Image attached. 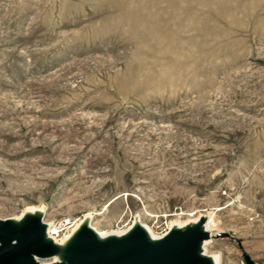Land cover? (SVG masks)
<instances>
[{
    "label": "rangeland",
    "instance_id": "rangeland-1",
    "mask_svg": "<svg viewBox=\"0 0 264 264\" xmlns=\"http://www.w3.org/2000/svg\"><path fill=\"white\" fill-rule=\"evenodd\" d=\"M31 206L59 238L216 214L264 264V0H0V218Z\"/></svg>",
    "mask_w": 264,
    "mask_h": 264
},
{
    "label": "bare ground",
    "instance_id": "bare-ground-1",
    "mask_svg": "<svg viewBox=\"0 0 264 264\" xmlns=\"http://www.w3.org/2000/svg\"><path fill=\"white\" fill-rule=\"evenodd\" d=\"M42 214V208L31 206L17 217L0 218V229L2 224L5 223L16 238L29 227H35L39 230L40 242L45 245L46 249L45 251L34 252L33 256L41 264L75 262L73 251L88 235L94 236L100 245L109 246L123 245L135 237L141 236L150 247H154L168 238L178 236L196 226L211 234L209 238L199 241L196 246L195 256L199 264H222L221 255L210 251L214 234L223 231L215 217L216 214L199 213L196 216L193 215L192 218L176 219L171 223L169 230L161 235V232H156L152 226L144 223L141 217H136L133 223L124 229L98 230L97 226L92 224L94 214L90 212L60 238L62 224L58 225L45 221ZM14 225H17V228ZM1 242L0 239V244Z\"/></svg>",
    "mask_w": 264,
    "mask_h": 264
},
{
    "label": "water",
    "instance_id": "water-1",
    "mask_svg": "<svg viewBox=\"0 0 264 264\" xmlns=\"http://www.w3.org/2000/svg\"><path fill=\"white\" fill-rule=\"evenodd\" d=\"M217 234L232 237L227 232ZM210 235L196 226L154 247H150L141 236L123 245L109 246L100 245L94 236L88 235L73 251L75 262L68 264H199L195 256L196 246ZM39 236L38 229L29 227L16 238L3 223L0 229V264H41L33 256L34 252L46 249ZM241 249L247 264H258Z\"/></svg>",
    "mask_w": 264,
    "mask_h": 264
}]
</instances>
